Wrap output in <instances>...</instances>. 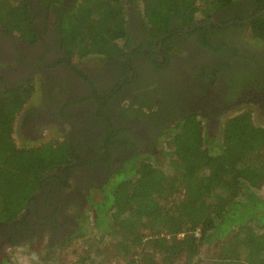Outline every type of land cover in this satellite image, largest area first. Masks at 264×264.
<instances>
[{
    "label": "trees",
    "instance_id": "16d2710c",
    "mask_svg": "<svg viewBox=\"0 0 264 264\" xmlns=\"http://www.w3.org/2000/svg\"><path fill=\"white\" fill-rule=\"evenodd\" d=\"M40 1L51 8L61 2ZM122 1L80 0L62 13V44L75 63L129 46ZM139 1L143 24L160 36L176 21L185 27L206 22L233 0ZM0 26L23 37L32 34L25 0H0ZM249 32L264 42V16L250 21ZM26 85L0 92V222L5 223L19 220L48 175L72 159L66 138L20 144L15 139L16 117L34 91L33 84ZM164 147L153 159L155 167L149 168L152 156H146L120 175L111 187L110 207L89 206L90 221L84 216L52 257L42 255V264H264V196L256 192L264 186V128L253 111L228 117L216 136L190 116L167 135ZM107 197L104 192L98 200L90 198V205Z\"/></svg>",
    "mask_w": 264,
    "mask_h": 264
},
{
    "label": "flooded vegetation",
    "instance_id": "af4514ba",
    "mask_svg": "<svg viewBox=\"0 0 264 264\" xmlns=\"http://www.w3.org/2000/svg\"><path fill=\"white\" fill-rule=\"evenodd\" d=\"M74 1L51 8L25 0L28 37L0 26V92L31 83L43 93L40 103L22 108L20 140L36 142L53 132L69 140L72 152L69 164L48 175L28 212L0 224V235L13 244L48 236L53 249L75 231L88 196L124 166L120 162L133 152H162L161 134L190 116L216 136L228 117L251 109L264 128V42L249 32L250 21L264 16V0H233L204 32L182 31L185 26L173 22L163 38L143 24L141 3L123 0L129 46L77 63L64 50L61 27Z\"/></svg>",
    "mask_w": 264,
    "mask_h": 264
},
{
    "label": "crops",
    "instance_id": "0c3cea01",
    "mask_svg": "<svg viewBox=\"0 0 264 264\" xmlns=\"http://www.w3.org/2000/svg\"><path fill=\"white\" fill-rule=\"evenodd\" d=\"M34 92L30 96V98L28 99V101L25 103V105H24L25 107H27V106L29 107L30 105H37L38 103H40V99H41L43 93L41 91H36L37 96L34 98V94H35ZM21 111H22V109H21ZM21 111L19 112V114L17 115L16 120H15V133H14L15 139H16L17 131L19 132V130L17 128V124H18V121H19V117H20ZM177 126H175V128L168 129L164 133L161 134V136H160V141L161 142H160V145H159L158 149H162V151L165 149V147H164V140H165V138L167 137L168 134L174 133L177 130ZM220 132H221V130L219 131V133ZM52 134H54V133H52ZM48 135H50V134H48ZM59 137L61 138V136H59ZM140 152H133L129 156H127V158H125L122 162H120L121 165H124V166L121 167V169H117L113 173V175L116 174V172H119V171L124 170V168H125V162L127 160L131 159L133 156L139 155V159L140 158H143V157H146V156H152L151 162L153 164V159L160 157L161 156V153H162V152H159V151L156 154H153V153L148 152V151H140ZM102 190H103V188L101 190H98V191L95 192V193H99V196L97 198H94L92 196V193H91V195L88 196V198H87L88 203H87V205L84 206V209L82 211V214L86 211L85 208L87 206H90L89 199L91 198V199L98 200L101 197V195H102ZM27 209H26V213L28 212ZM82 214H81V216H82ZM89 214H90V212H89ZM53 222L55 223L56 221L53 220ZM75 222L77 223V225H76V227H75L74 230H76L80 226V218H79V216L78 217L77 216L75 217ZM12 223H14V222H12ZM12 223L0 222V224H6V225H9V224H12ZM74 232L71 233V234H69L66 237V239H64L62 241H59V243H57L54 246V248L53 249H50V250H48V247L49 246H47L48 245V240L47 239L49 238L48 236H45L37 244H30V242H23L21 244H13L11 241L9 242L5 237H3V236L0 235V264H2V262L4 260H7L8 262H10V264H18V261L17 260H19V254L21 253L20 250H23V251L28 250L29 253L30 252L32 253V251H36L38 253V255L40 254L41 256L42 255H49V256H51L55 252V248L57 247L59 249L58 246L64 244L68 240V237L71 236V235H73ZM24 247H26V250H25ZM47 253H50V254H47Z\"/></svg>",
    "mask_w": 264,
    "mask_h": 264
},
{
    "label": "rangeland",
    "instance_id": "374dc122",
    "mask_svg": "<svg viewBox=\"0 0 264 264\" xmlns=\"http://www.w3.org/2000/svg\"><path fill=\"white\" fill-rule=\"evenodd\" d=\"M138 2V4H140V1L139 0H136ZM80 2V0H75L73 3H72V7H76L78 5V3ZM251 45H257V46H262L260 43L256 42L255 40H252L248 37V39H246ZM27 86V85H26ZM37 96L36 92L34 94V98ZM53 133V132H52ZM50 134V135H47V138L49 137H54V136H57L56 133L54 134ZM21 139V134L17 131V134H16V140L17 142L20 144L22 143V141L20 140ZM141 153V152H140ZM139 160V155H136V156H133L131 159L127 160L125 162V169L121 172H116V174L112 175L111 177L108 178V180L102 185V193L105 192V195H107L108 197L106 198V200L100 204H95L92 202V204L90 205V207H92L93 209H97L99 206L100 207H106V208H109L110 207V202L112 201V198L110 197V193H111V187L116 183V181H118V177L121 178V176L125 177L127 175V173L129 172V170L133 169L134 168V164H135V161H138ZM149 165H151L152 163L151 162H148ZM155 167L153 164L149 167V168H153ZM121 175V176H120ZM92 190H94L95 188L94 187H91ZM220 191L225 195L227 194V190H225L224 188H221ZM256 192L258 193L259 196H264V186H262L259 190H256ZM98 194V195H97ZM92 196L94 198H97L99 196V193H95L92 191ZM92 201V200H91ZM99 205V206H98ZM90 207L87 206L85 208L86 210V214L84 215V213L82 214V216L80 215L79 218H80V221L82 219H84V216L85 218H87V221H90L89 217H90V214H89V211H90ZM85 223V225H88L87 222ZM84 225V226H85ZM59 247V246H58ZM25 250H26V247H24ZM57 249V247L55 248V250ZM72 249V247L70 246V248L68 249V252H70ZM20 254H19V260L18 261V264H42V262L44 260H42V256L36 252V251H32V253L28 252V250L26 251H23V250H20ZM57 253V251H56ZM54 255V253L51 255V257ZM69 256V259L71 258V255L68 254ZM43 264H51L50 262H47V263H43ZM206 264H214L212 260H206Z\"/></svg>",
    "mask_w": 264,
    "mask_h": 264
},
{
    "label": "water",
    "instance_id": "95a60500",
    "mask_svg": "<svg viewBox=\"0 0 264 264\" xmlns=\"http://www.w3.org/2000/svg\"><path fill=\"white\" fill-rule=\"evenodd\" d=\"M212 23H215L214 19H210V20H208L206 22L197 23V24H194V25H192L190 27H185V28H183L182 31H190V30H193V29H195L197 27H206V26H208V25H210ZM170 33L171 32L165 33L160 38L166 37V36L170 35ZM27 211H28V209H27Z\"/></svg>",
    "mask_w": 264,
    "mask_h": 264
},
{
    "label": "built area",
    "instance_id": "2783aa9c",
    "mask_svg": "<svg viewBox=\"0 0 264 264\" xmlns=\"http://www.w3.org/2000/svg\"><path fill=\"white\" fill-rule=\"evenodd\" d=\"M196 234H198V233H196ZM149 236H146V238H148Z\"/></svg>",
    "mask_w": 264,
    "mask_h": 264
}]
</instances>
